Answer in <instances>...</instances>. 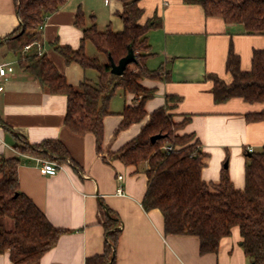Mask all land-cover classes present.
Wrapping results in <instances>:
<instances>
[{"label":"crops","instance_id":"crops-1","mask_svg":"<svg viewBox=\"0 0 264 264\" xmlns=\"http://www.w3.org/2000/svg\"><path fill=\"white\" fill-rule=\"evenodd\" d=\"M138 4L143 12L140 24L159 21L147 34L152 54L147 67H162L163 74L159 79L140 81L145 89L154 90V95L144 105L145 118L122 129L124 107H134L138 101L117 91L108 105L110 114L102 121V152L98 154L92 135L78 136L64 126L66 97L46 93L17 65L18 57L5 42L19 25L14 0H0V64L11 63L14 68L0 92V156L19 159V191L54 227L65 231L36 264H85L87 258L101 254L108 216L119 221L115 264H251L237 228L220 241L215 254L201 255L196 237L165 235L160 211L146 212L141 205L147 189V164L125 166L112 155L138 136L150 114L165 107L166 97H177L178 103L168 112L174 123L185 122L175 134H193L201 151L209 156L201 171L202 180L217 182L226 164L234 188L242 190L246 154L264 148V121L248 122L246 116L260 113L264 104L241 98L215 103L213 81L208 76L231 81L225 68L230 45L240 59L241 70L249 71L252 52L264 50V35L245 34L241 26L207 17L199 5L183 0H140ZM78 9L86 27L95 24L100 32L107 27L113 33L123 30L118 16L120 0H67L47 16L37 51L46 55L71 86L85 79L97 80L94 70L65 63L53 47L79 48L82 31L75 24ZM95 52L91 57L105 63V57ZM47 140L60 141L69 156L55 176L41 175L36 157L15 149L22 141L35 146ZM117 176L122 179L117 180ZM118 188L122 196L116 194ZM0 264H12L8 252L0 255Z\"/></svg>","mask_w":264,"mask_h":264},{"label":"trees","instance_id":"trees-1","mask_svg":"<svg viewBox=\"0 0 264 264\" xmlns=\"http://www.w3.org/2000/svg\"><path fill=\"white\" fill-rule=\"evenodd\" d=\"M67 0H14L19 21L17 29L5 38L10 52L18 57L19 68L37 80L50 95L66 97L64 126L72 134H90L95 139L96 151L102 152L104 117L110 114L108 105L118 90L131 94L138 103L124 107L119 129L140 123L146 116L144 105L154 95L140 81L161 78L162 67L149 70L147 60L152 57L147 41L150 30L159 25L153 19L140 24V0H120L122 11L118 14L123 30L113 33L109 27L98 31L95 24L86 27L80 9L76 26L82 31L78 49L53 44L54 50L65 63H76L84 70L97 73L96 82L83 80L77 86L67 83L46 55L38 54L41 31L47 16L56 12ZM199 5L207 17L220 18L226 25L241 26L248 35H264V0H183ZM91 43L105 63L85 54V43ZM33 48L23 54L25 46ZM131 48L135 61L129 64L122 76L111 74L110 61L117 64ZM225 68L231 76L229 83L208 76L213 81V99L223 103L241 98L247 103L264 104V50H254L249 71H242L240 59L230 45ZM165 80V78H162ZM177 97H166V105L150 114L140 133L112 157L125 166L146 163L147 189L142 208L148 212L160 211L164 234L196 237L199 253L215 254L220 241L237 228L240 245L251 264H264V148L246 154L245 184L242 190L234 188L226 168L221 170L217 182H206L201 171L209 156L200 149L193 134L176 135L180 124L168 112L178 103ZM248 122L264 121V109L246 116ZM159 135L154 143L150 138ZM164 147H170L167 151ZM19 154L54 161L58 164L68 159L64 145L57 140H47L39 145L22 141L15 146ZM17 157L0 156V255L8 252L12 264H36L57 242L64 230L54 227L38 207L18 189ZM12 222L7 230L5 221ZM119 221L108 216L104 222L105 240L102 253L87 258L85 264H115V253L120 236Z\"/></svg>","mask_w":264,"mask_h":264},{"label":"built area","instance_id":"built-area-1","mask_svg":"<svg viewBox=\"0 0 264 264\" xmlns=\"http://www.w3.org/2000/svg\"><path fill=\"white\" fill-rule=\"evenodd\" d=\"M31 48V45H27L23 49V54H26ZM38 54L40 55V51L38 50ZM14 72V68L11 63H3L0 64V92L4 90V83L9 79L10 75ZM165 150L171 151L170 147H164ZM38 163L39 173L43 176H55L62 168L61 164H58L54 161L45 160L41 158H35ZM117 180H121L122 176H117ZM116 194L118 196L123 195V191L121 188L116 190Z\"/></svg>","mask_w":264,"mask_h":264},{"label":"water","instance_id":"water-1","mask_svg":"<svg viewBox=\"0 0 264 264\" xmlns=\"http://www.w3.org/2000/svg\"><path fill=\"white\" fill-rule=\"evenodd\" d=\"M110 67H111V74L116 76H122L126 67L135 61L134 53L131 48L128 49V53L125 57L121 58L117 64H115L112 59H109ZM157 139H160L159 135L153 136L150 138V142L154 143ZM226 168V164H225Z\"/></svg>","mask_w":264,"mask_h":264},{"label":"rangeland","instance_id":"rangeland-1","mask_svg":"<svg viewBox=\"0 0 264 264\" xmlns=\"http://www.w3.org/2000/svg\"><path fill=\"white\" fill-rule=\"evenodd\" d=\"M87 46H88V48H87L88 50L85 51V53H86L89 57H91L92 55H95L96 52H95V49H93L92 45H91L90 43H88ZM115 98H119L118 95H117ZM5 227H6V229L11 230V229H12V222H11L10 220H6V221H5Z\"/></svg>","mask_w":264,"mask_h":264}]
</instances>
